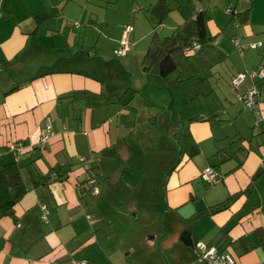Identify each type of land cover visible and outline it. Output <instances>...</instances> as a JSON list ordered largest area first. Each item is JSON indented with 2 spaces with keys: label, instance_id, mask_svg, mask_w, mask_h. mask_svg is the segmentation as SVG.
<instances>
[{
  "label": "crops",
  "instance_id": "crops-1",
  "mask_svg": "<svg viewBox=\"0 0 264 264\" xmlns=\"http://www.w3.org/2000/svg\"><path fill=\"white\" fill-rule=\"evenodd\" d=\"M157 2L0 0V264H69L72 259L85 264H204L198 260V243L231 253L238 264H264V122L257 131L252 125L250 135L236 131L232 139L220 138L224 125L221 131L218 125L228 120L224 112L237 108L235 96L227 94L223 106H197L188 117L180 113L176 122L187 128L183 143L177 133L179 149H169L159 134L155 150L144 155L139 145L149 140L128 139L136 142L135 131L143 126L138 123L157 126L160 120L139 116L133 73L128 80L134 58H127L138 47L140 53L146 48L143 67L158 75L155 85L164 96L169 92L172 102L178 92L172 93L171 85L193 83L197 95L187 93V104L206 97L202 81L211 77L226 80L242 103L239 96L257 84L260 96L248 107L255 118L264 110V77H250L245 85L247 77L237 87L232 79L248 72L246 60L240 59L248 49L256 48L249 56L258 66L264 62V0H167L171 10L165 19L153 13ZM228 6L231 12L225 11ZM200 11L205 16L203 42L194 23ZM187 19L184 34L178 33ZM126 27L130 50L120 57L116 50ZM95 34L100 35L92 42ZM168 37L172 47L167 54L177 65L164 76L146 56ZM252 43L257 46L248 45ZM190 45L188 56L201 57L185 58L176 51ZM113 56L124 63H108L112 75L97 73L99 64H106L101 59L110 62ZM174 72L179 75L171 81ZM207 90L210 94L211 85ZM157 104L163 110L168 101L159 94L143 103L150 109ZM162 123L170 124V117ZM124 125L129 126L125 134ZM44 134L48 138L41 145ZM161 149L164 156L157 159ZM149 154L156 157L150 168ZM101 167L109 170L100 172L106 180L97 175ZM134 167L160 177L166 213V232L147 236V242L145 235L137 244L130 236L134 217L136 223L144 216L142 201L125 198L131 189L119 191L124 203L119 201L123 214L118 216L109 202L117 183L112 174L124 182L123 188L142 195L143 177L136 181ZM208 168L219 174L218 182L202 180ZM233 195L228 208L212 210Z\"/></svg>",
  "mask_w": 264,
  "mask_h": 264
},
{
  "label": "rangeland",
  "instance_id": "rangeland-1",
  "mask_svg": "<svg viewBox=\"0 0 264 264\" xmlns=\"http://www.w3.org/2000/svg\"><path fill=\"white\" fill-rule=\"evenodd\" d=\"M231 0H229V4H230ZM228 4V5H229ZM227 8V7H226ZM225 8V11H227ZM100 35V34H95L92 36V42H94V40L96 39V37ZM166 35V34H165ZM164 35V37H165ZM121 40H122V36H121ZM120 40V43H121ZM255 44V43H252ZM252 44H248L250 47H252ZM246 44H242V46H244ZM120 47V44L118 46V48ZM117 48V49H118ZM139 49H142V47H138L137 48V52L135 50H133V53L129 54L127 56V58H134L133 59V64L131 65V70L128 72V80L130 79L129 75L131 73V89L134 91L139 92L138 96L136 97L135 103L138 104V106H140V114L139 116L142 117H146V118H150L153 117L154 121L156 118H159L160 122L157 123V126H155L154 122L153 123H143L140 122L138 123V125H143L145 127H147L146 129L143 128V126H141V128L138 127V129L135 131L136 135H135V139L136 142L134 140L133 137H130L128 139V141L130 143H137L139 141L147 139L148 144L147 145H143L140 144L139 146L141 147L142 151L140 150L139 152H141L142 154L146 155L151 151H154L156 148V138L157 136H159V134H161L162 139H160L161 141H165L167 143H170V145H168L167 147L173 148V149H179L180 148V144L178 142L177 139V133H178V138L180 139V142L183 143L184 139H183V133L186 131V128L184 126V124L182 122H176L178 120H180V113L183 115V117H188L187 116V112H194L193 109H196L198 111L199 108H196L197 106H203L204 108H206L205 110H208L209 104L212 105V108H215L217 105L223 106V102L225 101V97L226 95H230L231 96H235L234 97V103L235 105H233V107H237V108H233V111L235 112H224L223 116H225L226 119H228L227 121H224V123L219 124L218 125V129L219 131H221L222 127V131L224 132L220 138H229L232 139V137L234 136L233 134L237 131V132H241L244 134L247 133L248 135H250V127L254 124V121L256 120L255 118H257V112H256V117L254 118L253 113L251 114V110L246 107L242 102L238 101V98L236 96V94H233V92L229 89V86H227L228 82H225L224 80H217L214 77H211V79L209 81H202L204 82L203 84V88H206V97H198V98H193L191 100H188L187 104H185L186 102V94L187 93H191V90H194V94L195 97L197 95V90L193 89V87H190L191 85H193V83H187L185 85H171V92L173 93V91L178 92V98L176 100H171L172 96H169V92L167 93V91H165V96H164V90L158 86H156L155 84L160 80L159 77H157L158 75L154 74L153 72H146L145 71V67H143V56L145 54V52L147 51V49L145 48L144 52L139 51ZM256 49V48H255ZM255 49H248L243 57H241L240 51L238 49L237 51V56L241 57L240 59H244L246 60V64L249 68L248 72L249 73V78L246 81L245 85L248 84L252 79L250 78L251 74L253 73H258L260 71H264V62L262 61L259 66H258V62L254 61L251 59V57L249 56L250 52H254ZM112 55V52H111ZM263 57L259 56V62L260 60H262ZM102 62H106L105 66L104 64L100 63L98 66V72L101 75H107V73H111L112 75V67L110 68V66L108 65V63L116 62L119 66H121V63H124L123 58L119 59L116 56H113V60H111L110 62L107 61V59H101ZM139 61V64H137V66L135 65L136 61ZM233 68V67H232ZM231 68V70H232ZM83 69H92L91 66H86ZM234 69V68H233ZM115 71H117L115 69ZM229 73V72H228ZM179 75L178 72H174L171 76L170 79L171 81H173V79H176V76ZM228 75V74H227ZM205 76V75H204ZM251 79V80H250ZM258 79V78H256ZM186 83V82H184ZM211 85V93H209L208 86L210 87ZM244 85V86H245ZM216 87L217 89H214V91H212V89ZM160 94V99L161 101H168V105H164L165 107L163 108V110H161L160 107H162L160 104H157L156 109H150L147 108L146 106L143 105V103L145 101L150 102L153 99V96H158ZM126 95V94H125ZM126 97V96H125ZM126 99H129L128 97H126ZM232 99V97H231ZM193 101V102H192ZM192 102V103H191ZM165 103V102H164ZM172 103V105H171ZM169 104L171 105V108L169 107ZM187 105V106H186ZM134 106V105H133ZM175 112V113H173ZM240 112V114H239ZM151 113V114H150ZM173 116H174V120H173ZM169 118L170 117V124L167 123H162L164 118ZM237 118V119H234ZM216 123H220V122H216ZM178 126V127H177ZM246 129V130H245ZM124 134L129 130V126H127V128L124 125ZM176 133V137L175 134ZM244 134V135H247ZM127 136V135H126ZM152 138V139H151ZM151 140V141H150ZM150 144V145H149ZM138 148V146H137ZM165 153V149H161L160 155L157 157V159H162V157L164 156ZM155 154H149L147 157L148 163H149V168L151 167L150 165H153V163L155 162ZM139 161L137 160L135 162V165L139 164ZM118 165V162H117ZM134 166V165H132ZM156 167H158L160 169V167L157 165ZM157 168V169H158ZM101 167L100 170L97 172L100 176V178H102L103 180H106L107 178H103L102 175L100 174V172L102 173L104 171V173H106L107 169H103ZM154 169V168H152ZM156 170V169H155ZM109 171V170H107ZM153 172V171H152ZM154 174L149 173V171L146 168H143V170H141L140 168L137 169L136 167H134V169L132 170V175H136V181H140L141 177H143V179L140 182V187L142 190V195H137V193H135V195L133 194V190L134 188H123L122 184L124 182H121V180L117 179V176L115 174H112L113 179L115 180V190L112 193V197L109 199V202L113 208L112 213H115L116 216L117 213H121V215L123 214V211L119 210V208L117 207L119 204V201L124 203V198H118V194L119 191H123L124 189H126V191H130L129 192H124L125 194V198L127 197V195H133L132 200L137 199L138 202H141L142 204V214L144 215L142 220L138 221V222H134L133 220V234L132 236H130V240L133 241L135 244L139 243L142 238L146 235V242H147V236H155L156 233H159V235L161 234L162 230L164 232H166L165 229V219H166V213L163 211L164 207L162 206V193H161V183H160V177H158L157 175H155V172H153ZM111 177V176H110ZM133 177V176H132ZM140 177V178H139ZM97 178H99L97 176ZM112 179V180H113ZM134 186V181L131 182ZM139 183V182H138ZM137 183V184H138ZM118 184V185H116ZM103 186V185H102ZM166 186V185H165ZM139 189V185L138 188ZM128 214V213H127ZM132 220V219H131ZM155 231V232H152ZM157 243V241H156ZM155 243V245H156ZM139 250V249H138ZM129 251V249L127 250ZM125 251V253L127 252ZM124 253V254H125ZM138 253H135V255H137ZM130 258L135 259L136 256L132 255Z\"/></svg>",
  "mask_w": 264,
  "mask_h": 264
},
{
  "label": "built area",
  "instance_id": "built-area-1",
  "mask_svg": "<svg viewBox=\"0 0 264 264\" xmlns=\"http://www.w3.org/2000/svg\"><path fill=\"white\" fill-rule=\"evenodd\" d=\"M228 12L232 11V7L228 6ZM78 26V22L74 23ZM257 44H252V47H256ZM130 50V27H126L123 34L120 47L116 50L117 56H124ZM249 76L247 73H237L233 79L232 84L234 87L242 84L246 78ZM252 78L257 77L258 79L264 77V71L258 73H253L250 75ZM260 96V88L257 84L252 85L243 95L239 96L246 107H253ZM259 115L264 116L263 109L259 110ZM48 135L44 134L41 138V145L45 143ZM21 146V145H20ZM201 178L208 183H216L220 180V176L212 168H208L201 173ZM196 249L198 252V260L204 264H238L235 257L229 252H220L217 248L207 246L204 243L196 244ZM69 264H85L84 260L72 259Z\"/></svg>",
  "mask_w": 264,
  "mask_h": 264
},
{
  "label": "trees",
  "instance_id": "trees-1",
  "mask_svg": "<svg viewBox=\"0 0 264 264\" xmlns=\"http://www.w3.org/2000/svg\"><path fill=\"white\" fill-rule=\"evenodd\" d=\"M170 10L171 9L167 3V0H158V2L154 5L153 13L160 19H165L170 13ZM197 16L198 17L195 18L194 23L196 27H199V29L196 27L195 29H197L198 31V39L203 42V38L206 39L205 16L202 14V11H200V13H198ZM189 22H190L189 19H187L184 23H182L176 28V31H178V33L184 34V29H186ZM171 40H172V37L166 38L165 41L163 40L160 43V45L163 46L162 48L160 47L156 50L151 48L146 56V60L149 62V64L153 65V67L156 68L164 76H166L170 71L176 68V65H177L172 55L167 54V51L170 50L172 47ZM190 47L191 45L187 47L181 46L180 50H176V51L180 52L185 58L191 57V59H195V58L201 57L200 53H195V54H191L192 56H188L190 54L187 53L188 51L187 49H189ZM160 51H163V53L160 54ZM194 64H195V67L197 68L198 62L195 61ZM261 122H264V116L259 115V112H258L257 118L252 126V130L257 131L260 127ZM34 151H37V150H34ZM92 178L93 177L88 178V180L86 181L87 184H89ZM87 190L89 191V188H87ZM234 199H235V195L230 196L226 201L213 206L212 210L215 212V211L226 209L232 204V201Z\"/></svg>",
  "mask_w": 264,
  "mask_h": 264
},
{
  "label": "water",
  "instance_id": "water-1",
  "mask_svg": "<svg viewBox=\"0 0 264 264\" xmlns=\"http://www.w3.org/2000/svg\"><path fill=\"white\" fill-rule=\"evenodd\" d=\"M189 242V241H188ZM185 243H187V240H185Z\"/></svg>",
  "mask_w": 264,
  "mask_h": 264
}]
</instances>
